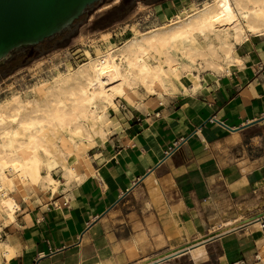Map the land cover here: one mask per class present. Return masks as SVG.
Returning a JSON list of instances; mask_svg holds the SVG:
<instances>
[{
	"label": "crops",
	"instance_id": "1",
	"mask_svg": "<svg viewBox=\"0 0 264 264\" xmlns=\"http://www.w3.org/2000/svg\"><path fill=\"white\" fill-rule=\"evenodd\" d=\"M139 3L153 23L182 0ZM104 30L77 35L95 48L82 42L64 60L119 42L123 31ZM233 55L241 62L182 74L171 92L118 98L91 171L77 165L82 180L46 198L14 195V218L0 215V264H264V36Z\"/></svg>",
	"mask_w": 264,
	"mask_h": 264
},
{
	"label": "bare ground",
	"instance_id": "2",
	"mask_svg": "<svg viewBox=\"0 0 264 264\" xmlns=\"http://www.w3.org/2000/svg\"><path fill=\"white\" fill-rule=\"evenodd\" d=\"M250 34L264 36V0H201L1 97L0 215L14 218L19 203L12 193L27 194L29 185L54 193L55 171L67 184L82 180L77 165L91 168L79 152L106 138L107 112L118 110V98H130L139 87L171 92L180 75L193 70L221 73L240 61L234 48ZM2 243L8 258L11 248Z\"/></svg>",
	"mask_w": 264,
	"mask_h": 264
},
{
	"label": "rangeland",
	"instance_id": "3",
	"mask_svg": "<svg viewBox=\"0 0 264 264\" xmlns=\"http://www.w3.org/2000/svg\"><path fill=\"white\" fill-rule=\"evenodd\" d=\"M120 1L121 0H99V1L94 2L92 5L87 7L84 13L80 16V19L77 20L72 27H70V30L66 31L63 35H61L59 38H57L54 41L53 47L50 50L42 52L40 55L32 58L27 63L18 66L17 68H15L13 71H11L8 74L0 75V98L3 96H6L12 91L26 90L28 89V87L30 88L34 82H36L39 79H42L43 77L49 76L56 69L63 70V69H66L67 67L75 66L78 62L84 60L88 54L94 53L96 49L94 50V52H91L89 49V50H85V55H86L85 58L79 57L78 59H75L74 61L71 58L69 59V61L64 60V57L69 58L70 56L69 57L67 56L71 54L72 49L76 50L78 46L80 45V43L82 42H85V43L88 42L90 43L91 46H93V48H95L94 47L95 39H90V37H87V36H86L87 38L81 37L80 38L81 41L79 42V44L77 43L78 45L75 43L74 41L75 37L81 33H86L87 35H89V33H93L94 31H98L99 29H105L104 31L114 30L116 34H119V32L123 31L122 35L120 36L118 35V37H120L119 39L117 38L119 42H116V43L112 42L114 44H117V43H120V41H122L125 37L131 35L134 31L137 32V31L147 29L149 26H151L153 23L156 22L154 21L153 23H149L155 18L154 16L155 14L153 10L151 9V7L146 6V5L143 6V4L139 3V8L136 9L135 5H136L137 0H130L129 8L125 14H123L120 18L116 20L110 21L108 23H103L100 17L107 11L100 15L101 11H99L98 8L105 3H109L111 5L113 2L119 3ZM150 1L152 0L143 1V3L144 2L149 3ZM200 1L201 0H182V4L173 5L172 12L179 13L181 9L184 7L190 9L194 7ZM149 14H150V17L148 16ZM152 17L154 18L152 19ZM163 20H160V21H163ZM108 35L109 33H107L103 39L105 40ZM82 47L87 48L88 46L86 47V45L82 44ZM20 49H22L21 46L13 49L8 55V57L11 56L12 52L18 51ZM34 89H36L37 91L39 87H35ZM138 92L143 94L146 91L142 87H139L137 89V93H134V94L136 95L138 94ZM111 112L112 110L109 108L107 112L109 117L111 115L110 114ZM107 128H108V132H107L108 133L107 137H108V135L113 130L112 122L110 123L109 120H108ZM97 142H99V140ZM94 145H96V143ZM93 146H90L89 148L86 146L85 149L83 148L85 151L82 150L79 152V155L81 156L80 160H83L84 162L89 163L90 161L89 155H91L94 150ZM85 157H86V160H84ZM69 161H72V160L70 159ZM53 176L58 181L57 188L54 193L51 192L49 188H46V187L42 188V186L40 185L27 186L25 189V193L30 192V193L38 194L40 196H45V198L49 196L50 194H56L59 191L58 188L63 187L64 178L61 175L60 170L55 171L53 173ZM12 194L14 195L19 194L22 197V199H26L28 197L27 194H24L26 195V197H23L24 195L17 191L13 192Z\"/></svg>",
	"mask_w": 264,
	"mask_h": 264
},
{
	"label": "water",
	"instance_id": "4",
	"mask_svg": "<svg viewBox=\"0 0 264 264\" xmlns=\"http://www.w3.org/2000/svg\"><path fill=\"white\" fill-rule=\"evenodd\" d=\"M99 0H0V61L68 27Z\"/></svg>",
	"mask_w": 264,
	"mask_h": 264
},
{
	"label": "trees",
	"instance_id": "5",
	"mask_svg": "<svg viewBox=\"0 0 264 264\" xmlns=\"http://www.w3.org/2000/svg\"><path fill=\"white\" fill-rule=\"evenodd\" d=\"M129 1L130 0H121L119 3L112 6L106 13H104L100 17V19L103 21V23H108L110 21L120 18L128 10L130 5ZM80 16L74 19L68 27L63 28L56 34L44 39L43 41H40L36 44L22 45V49L12 52L11 56L0 61V75H6L18 66L23 65L30 61L32 58L40 55L42 52L50 50L53 47L54 41L61 35H63L66 31L70 30V27H72L74 23L80 19Z\"/></svg>",
	"mask_w": 264,
	"mask_h": 264
},
{
	"label": "built area",
	"instance_id": "6",
	"mask_svg": "<svg viewBox=\"0 0 264 264\" xmlns=\"http://www.w3.org/2000/svg\"><path fill=\"white\" fill-rule=\"evenodd\" d=\"M152 15H153V14H152ZM152 15H151V16H152ZM148 16L150 17V14H149ZM152 19H153V17H152ZM79 57H84V54L82 53L80 56H77V57L73 58V61H74L75 59H78ZM260 228L264 229V221H261V222H260Z\"/></svg>",
	"mask_w": 264,
	"mask_h": 264
}]
</instances>
